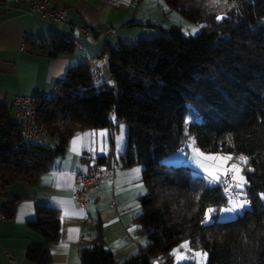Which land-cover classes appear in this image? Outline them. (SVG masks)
I'll list each match as a JSON object with an SVG mask.
<instances>
[{
  "label": "trees",
  "instance_id": "16d2710c",
  "mask_svg": "<svg viewBox=\"0 0 264 264\" xmlns=\"http://www.w3.org/2000/svg\"><path fill=\"white\" fill-rule=\"evenodd\" d=\"M163 1L205 27L195 36H183L179 26L172 25L160 28L162 33L151 39L106 43L102 56L108 57L113 89L106 83L97 90L91 86L87 64L68 68L55 99L36 97L34 103L36 123L46 128L48 138H55L53 146L13 152L21 141L22 124L11 108L0 104V183L35 182L64 152L73 127L109 126L113 113L127 125L126 145L115 163L143 167L146 192L139 197L142 212L136 221L148 243L117 262L99 240L81 250L80 264H150L152 256L166 264L169 253L183 241L206 251L208 264H264V200L258 196L264 192V0H234L231 9L223 4L212 7L210 0ZM221 14L228 18L218 22ZM26 45L50 56L73 47L62 36ZM197 116L200 119L192 122ZM185 119L190 120L187 126ZM186 129L202 151L216 152L223 146L226 152L249 156L248 166L255 169H245L251 205L236 218L214 216L212 222L202 223L208 207L226 206L222 190L202 187L200 177L186 165L161 162L187 142ZM96 164L110 165L111 159L99 158ZM0 211L6 219L11 217L13 201ZM29 226L44 243L29 247L27 260L49 264L47 245L58 238L59 212L37 206Z\"/></svg>",
  "mask_w": 264,
  "mask_h": 264
},
{
  "label": "crops",
  "instance_id": "0c3cea01",
  "mask_svg": "<svg viewBox=\"0 0 264 264\" xmlns=\"http://www.w3.org/2000/svg\"><path fill=\"white\" fill-rule=\"evenodd\" d=\"M47 1L52 6L64 8L69 22L91 26L94 38L100 37L102 28L117 30L134 25L149 27L147 24L162 28L158 23H154L150 16L151 11L135 19L139 6L144 4V0ZM27 8L28 5L24 2L0 3V104L12 109L14 97L18 94L34 97L51 94L53 87L62 81L68 68L78 64L88 65V59L101 68L108 80V65L105 73L99 64H102L103 61L100 60L103 57H106L108 62V57L102 56L103 48L106 43L116 46L121 41L112 44L105 40H92L91 36L64 27L63 30L68 38L60 33L54 35V31L50 30L53 27L39 19H34L27 13ZM119 33L121 31H116L114 35L121 36ZM53 36L67 38L73 46L72 49L69 52L50 56L46 52L26 45L27 41L38 44L44 40L48 41ZM71 39L79 45L83 44V49ZM117 121L124 125L121 152H117L114 140V137L120 135V129L113 120L109 126L102 128L73 127L64 152L54 157L49 169L38 175L35 182L18 180L8 184L0 183V210L5 202L12 200L14 203L13 215L0 221V264H32L26 258L28 248L44 243L42 235L29 226V222L34 220L37 206L54 208L60 214L58 238L47 245L51 257L49 264H80L81 250L90 249L99 240L102 241L104 248L113 254L117 262L135 255L147 245L146 233L138 228L136 221V217L142 212L139 197L146 192L142 180V165L133 164L123 167L118 163L112 176L85 189V197L89 202L84 208L80 207L73 198V188L79 187L77 175L91 161L96 162L99 158L110 157L111 163H115L122 154L126 145L127 127L125 122ZM102 131L108 133L106 153L99 151V136L95 138L97 141L95 154L88 151L76 154L70 151V142L76 133ZM55 143V138H48L46 145L53 146ZM188 151L190 154V150ZM57 161L60 163L57 164ZM173 162L164 164L170 167L178 165ZM179 165H186L194 170L187 163H179ZM136 168L140 169L138 178H134L133 169ZM62 175L72 177L71 187L57 186L58 178ZM45 178H48V182ZM59 201L68 202L70 208L77 210V214L64 217V206L58 204ZM25 205H31V209L24 210ZM22 210H24L23 216L20 215ZM238 215L218 216V219L231 220ZM185 263L194 264V261L180 262V264ZM166 264H176L175 257L171 256L170 262Z\"/></svg>",
  "mask_w": 264,
  "mask_h": 264
},
{
  "label": "snow or ice",
  "instance_id": "6c2138e0",
  "mask_svg": "<svg viewBox=\"0 0 264 264\" xmlns=\"http://www.w3.org/2000/svg\"><path fill=\"white\" fill-rule=\"evenodd\" d=\"M212 7L220 6L221 4L227 5L229 9L235 6L233 3H229V0H210ZM226 14L216 16V20L223 21L227 19ZM205 25H200L199 28H203ZM199 28H192L191 33L195 34L199 31ZM113 123H116L120 129V135L114 137L117 152L122 151V143L124 140V125L116 120V117H112ZM190 120L185 119V125L189 124ZM100 137L99 151L107 152V138L108 133L102 131L76 133L72 139L70 151L72 153L79 154L82 151H88L95 154L97 151L96 137ZM187 142L184 147L178 149L177 154L173 157V160L177 163H187L192 166L196 174L200 177L203 184L202 187L208 189L219 188L222 190L223 197L226 201L224 207H208L204 212V220L202 223L208 224L213 221L214 216H229L238 215L251 205L249 199L250 179L246 175L245 169L248 173L254 172L255 169L248 166L249 156L244 154H235L233 152H226L224 147L216 152H205L196 146V140L193 137L188 136L187 129L185 131ZM228 144L231 145V139H228ZM190 150V154L189 151ZM60 161H57L59 164ZM86 171V169H85ZM140 169H133L134 178H138ZM48 182V178H45ZM59 183L57 186L71 187L72 177L69 175H62L58 178ZM261 200H264V192L258 193ZM196 199L200 200V195H196ZM58 204L64 206V217H72L77 214V210L70 208L68 202L59 201ZM31 205H25L24 210H30ZM24 210L20 212V215H24ZM83 211V210H79ZM72 230H70L71 232ZM183 249V251H181ZM170 256L175 257L176 264H180L181 261L193 260L194 264H207L208 253L203 250L194 251L190 247L189 241H184L177 248L173 249ZM151 264H163L162 260H154Z\"/></svg>",
  "mask_w": 264,
  "mask_h": 264
},
{
  "label": "built area",
  "instance_id": "2783aa9c",
  "mask_svg": "<svg viewBox=\"0 0 264 264\" xmlns=\"http://www.w3.org/2000/svg\"><path fill=\"white\" fill-rule=\"evenodd\" d=\"M11 1L24 2L28 5L27 13L30 14L34 19H39L49 26L57 29L59 33L68 38L63 27L69 30H77L85 35H92L93 28L88 25H77L71 23L66 18V10L61 7H55L49 4L47 0H0V3L6 4ZM105 34L112 35L109 30L104 31ZM73 43L77 44L74 39H71ZM80 49H83L82 45L77 44ZM88 66L90 70V83L96 90L99 89L100 85L106 83L108 86V81L103 74L101 68L98 65H94L88 59ZM61 82L55 85L52 89L51 94L39 97L41 100L52 101L56 97V93L59 91V86ZM109 87V86H108ZM36 97L18 94L14 97L12 104V113L15 119L22 124V136L19 146H14L11 148L13 152H17L21 148H30L36 145L46 144L48 139V132L43 125H38L36 123V111L34 103ZM115 116L113 113L111 117ZM200 117H193L191 121H197ZM183 143L178 146L181 149L185 146ZM188 151V150H187ZM117 168L116 163L106 164H96L95 161H91L85 169L80 171L77 175V182L79 187L73 188V198L74 201L82 208L88 204V200L85 197V189L91 185H96L112 176ZM223 194V193H222ZM5 215L0 211V221L5 220ZM159 260V256L149 257V262Z\"/></svg>",
  "mask_w": 264,
  "mask_h": 264
},
{
  "label": "rangeland",
  "instance_id": "374dc122",
  "mask_svg": "<svg viewBox=\"0 0 264 264\" xmlns=\"http://www.w3.org/2000/svg\"><path fill=\"white\" fill-rule=\"evenodd\" d=\"M144 4L139 6L138 13L135 17L137 20L142 14L145 12L151 11L152 13L150 16L152 17L154 23H158L162 28L168 29L172 25H177L180 28V32L183 36H195L198 34L201 30L199 26L201 25L200 23H192L185 19L179 11L175 9H171L167 6V4L163 0H144ZM150 13V12H149ZM192 28H199V31L197 33L193 34H186L191 33ZM108 29L112 35L105 34L104 31ZM50 30L54 31L53 34H59V31L55 28H51ZM116 31H121V36H116L114 33ZM162 33L161 29L159 27H147V26H131L130 28L126 27L123 29H114V28H102L101 30V35L98 38L92 37V35H87L91 36L92 40H105L107 42H110L112 44H116L118 41H121L123 43H135L139 39H151L157 35H160ZM123 35V36H122ZM90 38V37H87ZM83 45V44H82ZM99 63L102 66V69L105 73H107V58L103 57L102 60H100ZM125 126L127 127L126 123H124ZM177 154V151L173 152L169 156L164 157L161 162L168 164L170 161H174L173 157ZM173 164H178L177 162H173ZM177 165V166H178Z\"/></svg>",
  "mask_w": 264,
  "mask_h": 264
},
{
  "label": "water",
  "instance_id": "95a60500",
  "mask_svg": "<svg viewBox=\"0 0 264 264\" xmlns=\"http://www.w3.org/2000/svg\"><path fill=\"white\" fill-rule=\"evenodd\" d=\"M108 86L113 89V81L111 79L108 81Z\"/></svg>",
  "mask_w": 264,
  "mask_h": 264
}]
</instances>
